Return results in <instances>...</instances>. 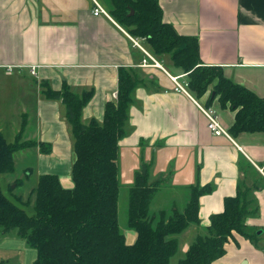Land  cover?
Returning a JSON list of instances; mask_svg holds the SVG:
<instances>
[{
	"label": "crops",
	"instance_id": "crops-1",
	"mask_svg": "<svg viewBox=\"0 0 264 264\" xmlns=\"http://www.w3.org/2000/svg\"><path fill=\"white\" fill-rule=\"evenodd\" d=\"M97 1L110 17L94 15V0H0V129L5 136L4 122L14 123L16 117L21 120L12 128L15 139L23 134V141L50 146L47 153L41 146L16 153L8 183L38 184L41 175L51 174L63 187H74V140L66 107L44 97L42 82L55 91L65 84L78 93L92 91L82 120L103 122L107 103L118 93L121 70H131L144 83L132 94L126 135L120 141L122 186L130 189L141 165L151 163V180L165 178L164 190L152 204L159 212L182 209L191 186L211 185L213 191L200 198L201 225L183 233L187 250L206 232L211 216L224 211L226 198L236 196L241 185L252 188L258 212L246 225L258 239L235 233L225 256L213 264H264V132L233 136L236 113L230 108H222L218 99L208 106V96L174 91L171 77L187 73L175 66L170 54L155 55L145 39L134 37L143 49L136 46L112 17L111 0ZM159 3L165 23L181 36L198 39L205 66L222 68L228 79L264 98V0ZM146 52L160 67L153 66ZM200 106L217 111L229 136L210 132ZM28 158L32 163L22 165ZM11 235L0 233V243ZM136 235L126 237L128 244ZM36 258L37 252L32 264Z\"/></svg>",
	"mask_w": 264,
	"mask_h": 264
},
{
	"label": "trees",
	"instance_id": "trees-1",
	"mask_svg": "<svg viewBox=\"0 0 264 264\" xmlns=\"http://www.w3.org/2000/svg\"><path fill=\"white\" fill-rule=\"evenodd\" d=\"M111 3L112 17L132 37L145 39L155 55H171L175 66L188 74L190 89L198 98L208 96V106L218 99L222 108L236 113L230 131L233 136L264 132V98L228 79L222 68L205 66L198 39L181 36L165 23L159 0ZM119 79L117 99L107 103L103 122L93 119L87 124L82 114L92 91L78 93L66 84L55 91L42 82L44 97L66 107L75 151L73 188L63 187L57 175H41L28 201L14 194L19 183L9 186L13 199L7 197L1 178L15 172L16 153L36 146L47 153L50 146L21 142L23 134L9 143L0 129V233L15 232L36 250L33 264H172L179 251V236L201 225L200 198L213 191L211 185L191 186L182 209L173 206L153 213V200L165 178L152 181L151 163H143L129 190L128 226L137 239L132 245L127 243L118 216L120 141L126 135L132 94L144 81L126 69ZM33 196L34 214L28 215L25 207ZM256 205L253 189L239 186L237 195L225 199L224 211L211 216L206 232L197 236L178 264H213L225 256L226 244L235 233L258 239L246 225L257 214Z\"/></svg>",
	"mask_w": 264,
	"mask_h": 264
},
{
	"label": "rangeland",
	"instance_id": "rangeland-1",
	"mask_svg": "<svg viewBox=\"0 0 264 264\" xmlns=\"http://www.w3.org/2000/svg\"><path fill=\"white\" fill-rule=\"evenodd\" d=\"M17 120L18 119L14 117V123L4 122L3 124V126L5 127V131H6L5 138L9 143H13L15 141L16 134H12V128L13 126L15 127L17 125L16 122H20L21 119L19 121ZM21 142H25V141L22 140ZM19 154H23V152H20ZM24 163L25 164L32 163V160L28 158L23 161L22 165ZM16 176H18V174ZM8 179L9 180L12 179V174L2 176L1 182H2V187H3L5 194L10 199H13L14 194H16L17 196L22 197L24 201H28L29 198L31 197L29 192L31 191V189L37 186V184H32L33 181H30L28 185H25L23 187L22 186L18 187V189L13 194L9 186L12 185L11 187L13 188L15 185V182L8 183ZM129 190H130L129 188L122 186L121 191H120L119 203H118V216H119L120 229L122 233L125 235V237L127 238L128 236H130V234L135 232L134 230L130 229L128 226ZM162 190H164V187L160 191ZM169 193L170 192H168L167 194L168 198L170 197ZM34 200H35V196L31 198V201L29 204H26L25 210L28 213V215L34 214ZM156 209H157L156 206L152 205L153 213H158ZM188 235L189 233H187L186 236ZM262 238L264 239V234ZM136 239H137V235H136ZM179 241H180L179 251L177 255L172 259V264H178L179 261L185 257L186 252H187L186 246L189 244L188 237H183V234H181L179 236ZM34 254H36V250L31 248L26 243L25 240L18 237V235L15 232H13V235L8 237L6 240H2L0 243V264H32L30 259L32 255Z\"/></svg>",
	"mask_w": 264,
	"mask_h": 264
},
{
	"label": "built area",
	"instance_id": "built-area-1",
	"mask_svg": "<svg viewBox=\"0 0 264 264\" xmlns=\"http://www.w3.org/2000/svg\"><path fill=\"white\" fill-rule=\"evenodd\" d=\"M94 5L95 6H94L93 13L95 16L106 15V16L110 17L108 12L102 7V5L97 0H94ZM130 38L132 39V41L134 42V44L136 46L143 49L140 46V44L136 38H134L132 36H130ZM146 54L150 57V55L147 52H146ZM150 58L153 60V63H154L153 66L160 67V65L152 57H150ZM144 63L146 65L147 61H145ZM4 69L8 72L12 71L11 66H5ZM32 73L35 74L34 68H32ZM185 76H187V74H184L182 76L171 77L172 81L175 84L174 91H176L177 93H182V94H185L189 97H192V91L190 89V79H184V78H186ZM114 99H117V94L114 95ZM200 109L205 114V116L208 120V129L210 130V132L213 135H215V136H223V135L229 136L228 131L220 123L218 113L215 109L210 108V107L205 108L202 106H200ZM262 255L264 257V249L262 251Z\"/></svg>",
	"mask_w": 264,
	"mask_h": 264
},
{
	"label": "water",
	"instance_id": "water-1",
	"mask_svg": "<svg viewBox=\"0 0 264 264\" xmlns=\"http://www.w3.org/2000/svg\"><path fill=\"white\" fill-rule=\"evenodd\" d=\"M134 12H132V14H133ZM261 234V232H258V235H260Z\"/></svg>",
	"mask_w": 264,
	"mask_h": 264
}]
</instances>
